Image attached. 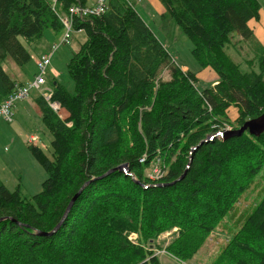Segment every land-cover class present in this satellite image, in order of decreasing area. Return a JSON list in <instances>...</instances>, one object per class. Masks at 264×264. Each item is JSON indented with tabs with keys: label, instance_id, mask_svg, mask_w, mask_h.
I'll return each instance as SVG.
<instances>
[{
	"label": "trees",
	"instance_id": "16d2710c",
	"mask_svg": "<svg viewBox=\"0 0 264 264\" xmlns=\"http://www.w3.org/2000/svg\"><path fill=\"white\" fill-rule=\"evenodd\" d=\"M160 1L163 16L188 36L198 64L213 68L218 83L198 91L195 73L176 64L128 0H109L102 15L77 19L75 30L87 38L68 63L74 91L54 82L52 92L68 115L36 98L53 134L52 157L29 146L48 175L43 189L27 198L0 178V264H162L159 249L189 261L220 232L263 169L264 133L216 135L264 112V45L254 46L249 26L260 19V0ZM87 3L0 0V103L23 84L4 69L7 57L18 65L32 59L21 38L33 43L48 28L63 29L59 14ZM235 32L252 43L258 70L229 54ZM166 69L170 79L162 78ZM158 161L163 174L153 180ZM124 164L129 175L116 170L103 177ZM59 223L52 235L38 234ZM175 228L171 241L158 247L159 236ZM212 264H264V197L245 210Z\"/></svg>",
	"mask_w": 264,
	"mask_h": 264
},
{
	"label": "rangeland",
	"instance_id": "374dc122",
	"mask_svg": "<svg viewBox=\"0 0 264 264\" xmlns=\"http://www.w3.org/2000/svg\"><path fill=\"white\" fill-rule=\"evenodd\" d=\"M47 1L51 4L55 2V0ZM92 1L94 0H88V2ZM128 1L143 16L155 36L164 44L163 46H165V49H167L176 63L184 70L188 69L195 73L198 78L195 84L198 91H203L211 87L214 80H218L219 75L213 68H202L198 64L192 53L193 44L188 36L183 33L181 28L168 15L163 16V13L157 11L153 0ZM260 2L262 3L261 19L259 22L253 19L252 22L254 25H260V36L255 34L257 44L254 46H258L259 44L264 45V0H260ZM64 31V28L60 30L48 28L45 30L43 37L33 43H27L26 40L21 38L22 43L31 53L32 59L27 64L18 65L11 56H8L3 63L4 69L13 79L30 82L38 75L37 61L45 56L51 60L48 73L44 75L46 80L45 84L41 85L38 90H33L27 99L15 103L12 121H7L4 117H0V178L10 190L19 189L22 196L27 198H31L37 193H40L43 189V183L48 177L46 170L38 162L29 148L32 145L29 142V138L38 135L40 140L36 145L45 151L49 157H52L53 152V134L43 121L42 114L36 104V98L38 96L51 95L54 82L62 83L68 90L71 92L74 91V81L70 75L68 63L74 53L79 50L80 44L87 38L85 31L82 32L73 29L69 43L61 44L53 52L52 46L61 42ZM233 35L232 44L228 47L229 54L235 61L242 62L243 68L258 70V66L255 63V54L250 46L252 43L245 40L238 32H235ZM249 61L254 62L252 66L248 64ZM162 78L170 79L171 71L169 69L164 70ZM61 113L65 118L68 115L65 110H61ZM232 117L235 118L236 116ZM263 197L264 167L255 178L251 188L236 204V210L232 211L223 220V224L219 228L220 232L212 233L194 258L189 261L178 260L167 253L165 249H159L156 250V254L159 255L161 263H214L221 254L222 248L228 238L241 226L245 210L251 209ZM175 230L176 228L161 234L156 242L157 246L160 247L161 244L166 246L173 238L172 233ZM128 237L133 243H136L138 239L135 233H130Z\"/></svg>",
	"mask_w": 264,
	"mask_h": 264
},
{
	"label": "built area",
	"instance_id": "2783aa9c",
	"mask_svg": "<svg viewBox=\"0 0 264 264\" xmlns=\"http://www.w3.org/2000/svg\"><path fill=\"white\" fill-rule=\"evenodd\" d=\"M108 1L109 0H96V2L92 5L75 4L69 8L67 14H59L60 21L65 31L61 39V42L59 44L56 43L52 46V51L53 52L56 51L61 44L69 43L70 38L72 36V30L73 29L75 30L74 23L77 19L84 21L88 17L102 15L109 8ZM55 3L56 0L54 2V5ZM79 31H84V30L81 29ZM50 63L51 60L47 56L37 61L38 75L33 81H30L25 84L16 85L15 90L4 101L0 103V117H4L7 121H12L13 107L15 106V103L27 99L28 97H30L31 92L33 90H38L41 87V85L45 84L46 80L44 75L48 73ZM42 97L49 103L51 108L56 113H58L61 117H63L61 113V110H63V108L61 107L59 102L52 100V94ZM228 128L231 129L230 126H227L226 129ZM39 140L40 137L38 135L31 136L29 138V142L34 145H36V143ZM144 160L145 157H143L140 161H144ZM157 164H159V161L155 163L154 169H152L151 172L149 173V177L153 180L161 178L163 174L161 168Z\"/></svg>",
	"mask_w": 264,
	"mask_h": 264
},
{
	"label": "water",
	"instance_id": "95a60500",
	"mask_svg": "<svg viewBox=\"0 0 264 264\" xmlns=\"http://www.w3.org/2000/svg\"><path fill=\"white\" fill-rule=\"evenodd\" d=\"M245 132H248L250 135L255 136V137H260L263 133H264V112L259 115L258 117L252 118L247 120L241 127L239 128H235V129H224L223 131L217 133V136L222 137L223 139H229L232 137H241L243 136V134ZM216 135H213L210 137L213 138ZM208 140V139H207ZM202 144V142L200 143ZM198 148V146L194 147L192 149V151L194 152L196 149ZM190 160H192V158H190ZM116 170H120V171H125V173H127L129 175V169L127 164L124 165H120L115 169H112L108 172H106L103 177H106L108 175H110L111 172H114ZM131 176L134 177L133 174H130ZM185 175V174H184ZM184 175L182 177H180L179 179L173 181L172 183H161V184H157L156 186H169L172 185L174 183H176L177 181H179L181 178L184 177ZM100 177V178H103ZM135 178V177H134ZM139 182V181H138ZM88 183H86L80 190L79 192H77L74 197L71 199L67 210L65 212V215L63 217V220L67 217V215L69 214L70 210L72 209L74 203L76 202L77 198L80 196V194L83 192V190L85 189V187L87 186ZM147 187V186H146ZM61 223H59L52 231L50 232H39V235H52L53 233H55L59 228H60Z\"/></svg>",
	"mask_w": 264,
	"mask_h": 264
},
{
	"label": "crops",
	"instance_id": "0c3cea01",
	"mask_svg": "<svg viewBox=\"0 0 264 264\" xmlns=\"http://www.w3.org/2000/svg\"><path fill=\"white\" fill-rule=\"evenodd\" d=\"M154 2H155V5H156V8H157V11L159 12V13H164L165 12V8H164V6H163V4L161 3V1L160 0H153ZM96 2V0H94V1H92V2H88L87 4L88 5H92V4H94ZM261 5H262V3H261ZM135 9H136V7H135ZM137 10V9H136ZM137 12H138V10H137ZM261 12H262V7H261V10H260V19H261ZM139 13V12H138ZM139 15L143 18V16L139 13ZM259 19V20H260ZM143 20L146 22V20L143 18ZM259 20H257V22H259ZM252 22H253V20H251V21H249V26H250V28L253 30V32H254V35L256 34L257 36H260V25H254V24H252ZM146 24H147V22H146ZM148 25V24H147ZM149 26V25H148ZM151 29V28H150ZM257 30V31H256ZM83 32V31H82ZM256 37V36H255ZM159 39V38H158ZM264 42V41H263ZM262 43V42H261ZM163 44V43H162ZM264 44V43H263ZM164 45V44H163ZM165 47V46H164ZM167 50V49H166ZM173 58V57H172ZM174 59V58H173ZM178 65V64H177ZM179 66V65H178ZM182 68V67H181ZM183 69V68H182ZM183 71H191V70H188V69H183ZM197 77V76H196ZM218 80H219V78H218ZM218 80H214V82L212 83V86H214V85H216L217 83H218ZM16 81L17 82H20V83H28V82H25V81H18L17 79H16ZM235 110H236V112H235ZM229 115H231V116H237V108L236 107H234V106H232L231 108H229ZM3 181V180H2ZM172 258V257H171Z\"/></svg>",
	"mask_w": 264,
	"mask_h": 264
},
{
	"label": "bare ground",
	"instance_id": "6f19581e",
	"mask_svg": "<svg viewBox=\"0 0 264 264\" xmlns=\"http://www.w3.org/2000/svg\"><path fill=\"white\" fill-rule=\"evenodd\" d=\"M79 204V203H78ZM75 208V207H74ZM74 210V209H73ZM25 232V231H24ZM3 240V239H2ZM1 244H3V243H1ZM7 245V244H6Z\"/></svg>",
	"mask_w": 264,
	"mask_h": 264
}]
</instances>
